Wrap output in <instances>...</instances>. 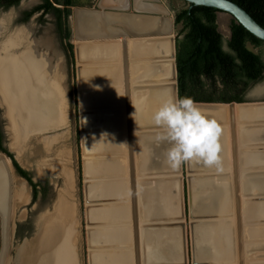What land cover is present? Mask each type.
Masks as SVG:
<instances>
[{
    "label": "bare ground",
    "instance_id": "6f19581e",
    "mask_svg": "<svg viewBox=\"0 0 264 264\" xmlns=\"http://www.w3.org/2000/svg\"><path fill=\"white\" fill-rule=\"evenodd\" d=\"M30 38L31 37L28 34V31L26 32L20 29L18 31H12V33H9L7 36H5L4 40L0 41V103L4 109V117L7 122L6 131L9 140V146L12 150L18 153V157H20L27 149L26 145L28 142H30V146H32V144H35L32 142L34 139L36 140L40 136H45L47 132L54 133L56 130L62 129L54 128L46 131H38V129L33 128V126L29 125L25 121L22 113L18 112L17 110L24 109L30 111L31 100L28 98L29 93L39 94L40 99L45 103V115L53 118L55 116L56 123H60V126H62L63 123L64 126L67 125L69 115L65 90L63 88V84L61 83V66L59 62H56L55 64L52 62L56 57V52L52 47V41L46 36L31 40ZM131 50L132 56L135 57L154 56L158 58L156 62L145 65L140 72L139 66H132L130 71L132 72V76L135 78L133 84L136 87H151L153 85L165 86L164 89H159L157 91L147 90L143 94L139 89H137L136 92L131 93V103L129 111L127 112L132 115V123L135 128L148 129L147 132L150 133L149 131L156 127L153 121L155 112L165 102V100L171 96V86L173 85V60L171 59L170 43H150L143 46L138 44L133 45L132 43ZM9 51H12L14 55L9 56ZM40 51L49 52L50 58L45 59L42 57ZM19 52L20 54H18ZM118 52V47L115 45H110L109 43H106V45H88L86 47H82L78 51V59L80 61L79 63L81 65H89L85 66V68L81 69L80 71V85L87 82V85L89 84V88L98 87L97 89L86 90L96 93L93 94L85 92L86 95L82 96L80 99L81 108L95 109L100 111L105 109L111 110L109 113L111 114L110 116L105 115L108 113H100L98 118H95L96 116H94V114L83 115L82 123L84 130L89 131L91 125L93 124H95L98 130H102L101 132H98L100 135H98L99 137L95 141L87 140L85 142V151L87 152L94 149L98 152H105V149H112L115 153H121L119 146L117 145L120 140L122 129L126 130L125 102L121 92L117 94L116 91H112L110 89L116 86H107L108 83L113 82L116 79L118 74L116 69V64L120 65V56L117 55ZM103 59H105L104 62L109 63H101L103 62ZM91 62H99L102 65L100 67L94 68L92 66L95 65H90L92 64ZM87 85L83 86L88 87ZM105 91H107V93L104 94L103 92ZM16 96L18 98H16ZM16 99H19V101L16 102ZM199 107L206 115L217 121H220L228 116L230 111L228 105H199ZM233 111L237 125L241 122H244L246 125L254 121L261 122V125H255L258 127V129L237 127V150L239 155L238 162L241 171L239 178L241 180H239V188L237 189L240 196L238 220L241 221V227L244 229L245 226L243 227V225L245 223V225L249 227L247 230L249 237L252 238V240L255 239L254 242L258 239H261V242H263V232L261 236H259L260 229H252V227L256 220H260V225L264 226V106L254 107L247 105H235ZM106 130H109L110 133L114 132L113 135L116 137L110 140L112 134L109 135ZM221 137H225L223 131ZM138 138L140 137L138 136ZM150 138L151 137L148 134L147 136L139 139V141L145 146L150 142ZM46 141L47 140H44L42 143L45 144ZM123 143L124 142H122V144ZM260 143H263V146L258 147L260 146ZM223 144L224 143L222 142L221 145L223 146ZM254 146H257L258 149L253 150L255 149L253 148ZM44 151L45 153L47 152V150ZM221 153L220 156L222 161ZM123 158L124 161L122 164L128 168L130 165V159H128L126 154H123ZM225 159L226 158H224V160ZM163 163L164 160L159 159V162L154 164L153 167L155 169H160ZM223 163L224 162H222V164ZM46 164L49 166V163ZM248 165H250V167H248ZM7 167L8 166L6 163L0 159V206L6 200L4 198V185L2 180L6 176ZM88 170H100L103 173L108 174L107 176H112L108 178L106 183L101 184L102 187L99 189H96L95 187V189L92 191L94 196L102 198L104 197L107 199H120L121 197L128 195L125 178H119V174L122 173V169L121 164L119 166L117 160L105 163L102 162L99 164H91L88 166ZM150 178V176H147L144 178V180H141L144 181V186L139 192L137 191L138 201L141 203L143 208L147 209L148 212L146 214L148 216L154 215L153 212H156L157 206L155 203L157 198L155 196V193L157 192V184L156 188L153 189V186H151L153 181L151 182ZM228 179L229 177H227L225 173H219L218 180L216 179L215 183V185H217V183L219 184L217 186H213L208 180H198L197 182L192 181L191 183L193 188L191 193V201L194 212L199 214V218L204 219L205 222H208L206 220L208 217L215 218L216 216V218L221 219L218 221L220 222L218 225L216 223L204 224L203 226L197 227V230L195 229L196 235L199 238V241L196 238V256L197 258L202 260L204 259L205 261L210 259L208 264H239L237 258H234L236 253L234 254L231 250V232H229L228 226H224L221 223L226 219L228 221L230 220V215L228 212L233 214L231 215V220L233 219L237 222V217L234 215L236 205L233 200L229 199V197L232 195V189L229 186L227 181ZM136 180L139 181L138 177ZM13 192V199L11 203L12 211L14 210V201L18 205H22L27 201V193L24 191L23 186H21L19 190H14ZM71 195L72 193L69 190L63 194L61 192V194L58 196V199L56 200V203L54 204L55 206L57 205L54 220H56V222H60V225L66 229V232L63 235V240L66 245H70L72 243L74 229H76L74 204L71 202ZM157 201H162L165 204L167 203L166 200L162 198H158ZM210 201H214L213 203L216 204L214 209L212 204L205 203L203 206H201L204 202ZM104 207L102 209L99 208L93 211L92 220L102 222L99 224L100 227H104L103 224H105L107 225L106 227L109 228H104L101 233H93V243L95 245L103 243L108 245L109 248H112L113 250L118 249L121 252L105 253L101 250L97 251L92 253V263L130 264V258L132 256H129V254L134 252L132 248V232H130V228L127 227L126 223V220L130 215L129 205L123 207L108 204L106 208ZM153 207L155 208L154 211ZM223 207H225L224 213L221 212ZM1 208L2 207H0V210ZM46 211L47 210H45L43 213L45 214ZM21 217H23V215ZM51 223L54 225L55 221H52ZM140 225H143L142 216L140 217L139 224H137V226ZM39 226L41 225H39L38 220L37 230L34 234V237L20 249L32 246L33 241L37 236ZM119 226H124V228L120 229L121 227L119 228ZM225 230L226 239L223 237V232ZM145 233L146 231L144 230L138 234V238L140 239L139 244L141 246V250H139V252H141V257H145L148 262L158 260L160 257H164L165 251L163 248L165 247V244H167V247L164 249H168V240L163 237L164 247L161 245L157 248L152 246L153 242L151 239L153 237V233ZM216 233H218L219 237H216ZM52 235V233L45 231L41 236L42 238L43 236H47V239L49 240L51 239ZM54 237L56 236L54 235ZM221 237H223V240H219L220 242L217 241ZM52 240L55 239L52 238ZM226 240H228V245ZM254 242L252 241V243ZM261 242L259 243L261 245H258L256 248H254L252 244L250 252L254 253V251L258 250L263 251L262 244L264 245V242ZM36 243L38 246L37 241ZM157 243H160V241ZM256 243L258 242L256 241ZM208 250L211 251L210 255ZM64 251L65 250L62 248L56 250L54 253L46 255L44 264H77L75 256L68 255V257H65ZM34 254L35 252H33L31 255ZM261 258H264V256H258L257 259ZM248 260L249 259L246 261ZM250 260L252 261L251 264L261 263V261L257 262L256 259ZM7 262L8 259L7 256H5L3 259V264H7ZM243 264H245V261ZM262 264H264V262Z\"/></svg>",
    "mask_w": 264,
    "mask_h": 264
},
{
    "label": "water",
    "instance_id": "95a60500",
    "mask_svg": "<svg viewBox=\"0 0 264 264\" xmlns=\"http://www.w3.org/2000/svg\"><path fill=\"white\" fill-rule=\"evenodd\" d=\"M183 3L189 6H196V7H206L212 8L218 11V14H225L229 15L232 19L236 21L239 25H241L248 33H250L254 38L264 42V29L259 27L253 19L239 6L236 4L228 1V0H180ZM113 3L114 6L110 5L109 3ZM109 3L105 4L102 0H98L95 10L89 9H82V8H72L75 9L69 19L72 22V38L79 44L75 46L74 49V56L75 60L78 63V51L82 47H86L84 43H91L90 45H95L94 43H109L115 40H122L121 47H120V59L121 60V70L117 69L118 74L116 79L113 82L107 84V86H112L115 84H123V89L114 87L110 88L112 91H116L117 94L121 92L122 97L125 102V128L126 133L120 134V140L118 142L119 149L121 151L115 153L112 149H105V152H98L97 150L85 151V142L87 140L83 139L82 141V149L84 155H92L96 158H91L90 160L81 161L82 162V173L86 180L94 178L98 182L88 183L85 182L84 186V201H85V218H86V225L89 227H99L96 230L87 229L86 231V244L88 248V264L92 263V253L97 251H104L107 252H121L120 250H113L109 248L108 245L105 244H94L93 243V233H101L104 228L100 227L99 224L102 223L100 221L92 220V213L96 209H102L107 207L108 204H112L114 206H123L126 207L129 205L130 208V215L129 218L125 221L130 228V232H132V239H133V252L129 254L132 256L130 264H189L188 260V240H187V226L185 223V202H184V195H183V178H182V167L177 170L173 171L168 168L165 163L161 166L160 169H155L153 167L154 164L159 162V159H165V153L169 147V145L165 143H161L157 145L155 143L154 137L159 131L157 127L152 128L148 133V129L142 128H135L132 123V115L127 112L129 111L130 103H131V93L136 92L137 89L143 94L147 90L149 91H157L159 89H164L165 86L161 85H153L151 87L141 86L136 87L133 84L134 76H132V72L130 71L133 65L135 67L139 66V72L142 71V68L149 63L156 62L158 60L157 57L151 56H139L135 57L132 56L131 44L133 45L138 44V41H152L150 43L159 44L161 42H168L170 43V50H171V59L172 61V82L173 85L171 86V96L176 97L178 96V89H177V71H176V52H175V37H174V19L173 16L170 14V10L164 5L161 0H109ZM105 4V6H103ZM108 6V7H106ZM217 14V17H218ZM19 30V29H18ZM147 43H144L146 45ZM106 45V44H104ZM113 45V44H110ZM88 46V45H87ZM143 46V45H140ZM117 57V56H116ZM116 59V58H115ZM105 60V59H103ZM80 62V61H79ZM132 62V63H131ZM99 63V62H98ZM131 63V64H130ZM115 69V68H114ZM76 71V79L80 85V71L81 68L75 67ZM138 74V73H137ZM139 79V78H138ZM140 80V79H139ZM87 85V82L86 84ZM88 86V85H87ZM134 86V87H133ZM89 88V87H88ZM105 90V89H104ZM93 93L91 91H78L79 96V107L80 99L82 96L86 95V93ZM96 93V92H95ZM93 93V94H95ZM104 94L107 91L103 92ZM198 105H228L230 108L228 117H229V126L231 130L230 139L232 145L235 142V132H234V111L233 108L236 103H229V104H220V103H197ZM84 110H88L83 108ZM4 112V109H3ZM91 114L89 112H80V128L82 131L89 132L95 130L97 133L101 132L102 130H98L95 124L91 125L89 131L84 130V126L82 123V117L85 114ZM100 113H108L105 114L106 116H110V111H100L96 110V113H93L95 118H98ZM3 114V113H2ZM1 114V117L4 116ZM92 114V115H93ZM0 117V122L2 121ZM3 131L5 134L6 141L9 143L6 131V119H3ZM133 130L142 131V134L139 135L134 132ZM109 135L112 134L110 137L112 140L116 136L113 133H110L109 130H106ZM123 131V129H122ZM150 135V142L147 145H142L139 141L144 136ZM100 135V134H99ZM129 137V149L127 150L128 159H130V165L128 166V174L126 166L122 164L124 158L121 156L125 154V142L124 138L126 139ZM138 136L140 138H138ZM99 137V136H98ZM95 139H89V141H95ZM122 142H124L122 144ZM133 146V151L132 150ZM233 148V147H232ZM92 149V147H91ZM105 156H109L108 159L103 160L99 157L103 158ZM117 157H120L117 158ZM0 159L6 163L7 170L6 176L3 178V185H4V198L6 199L4 203L0 207V264H3V259L7 256L8 262L10 264L13 260V253L15 250L16 239H15V231H16V220L23 221L26 217L20 218L22 211L18 214V211L15 209L12 211L11 203L14 191L13 181L15 180L14 176H11V166L9 159L4 155H0ZM113 160L118 161V165L121 164L122 173L119 174V178H125L128 195L125 197H121L120 199H107L102 197L94 196L92 191L95 189H99L101 184L107 182L109 177L108 174L103 173L100 170H88V166L91 164H99L110 162ZM232 170L234 171V177H236V170H237V153L236 150L232 155V162H231ZM186 171L191 173L193 172L191 169V165L189 163L185 164ZM90 172V173H89ZM128 175V176H127ZM150 176L151 182L153 181V189L156 188L157 184V192L155 193L157 204L156 212H153L154 215L148 216L146 213L148 212L147 209L143 208L141 203L138 201L137 191L139 192L141 188L144 186L145 177ZM139 179L137 181L136 179ZM191 177H186L187 183V200H188V217L193 219V206L191 201ZM157 181V183H156ZM175 182V184H174ZM237 184V182H236ZM238 188V186H237ZM234 188V195H235V212L237 217V227L238 229L241 227L240 220H238L239 216V193L238 189ZM169 195V196H168ZM93 197V198H92ZM168 197V198H167ZM53 198V197H52ZM162 198L166 200V204L162 201L158 202L157 199ZM52 201V200H51ZM118 201V202H115ZM92 203L99 204L98 208L96 206H92ZM161 203V204H158ZM155 208L153 207V211ZM141 212V213H140ZM41 216V215H40ZM38 216V220L40 218ZM142 216V224H139L140 217ZM37 220V223H38ZM37 223L35 232L37 230ZM105 225V224H103ZM107 226V225H106ZM107 228V227H106ZM146 231L145 234L152 232V246L158 248L161 246V242L163 237L168 240V249H166L164 257H160L158 260H154L148 262L145 257H141V246L139 244L140 239L138 238L139 232ZM34 232V234H35ZM34 234L30 237L33 238ZM26 239V238H25ZM27 241V240H25ZM30 241V240H29ZM160 241V243H157ZM28 242V241H27ZM23 243V242H22ZM167 247V244H165ZM192 253L193 256L195 255V246L192 244ZM166 256V257H165ZM192 257V255H191ZM195 257V256H194ZM163 258V259H162ZM192 264H196L195 258L192 260ZM239 264H243L242 259H239Z\"/></svg>",
    "mask_w": 264,
    "mask_h": 264
},
{
    "label": "rangeland",
    "instance_id": "374dc122",
    "mask_svg": "<svg viewBox=\"0 0 264 264\" xmlns=\"http://www.w3.org/2000/svg\"><path fill=\"white\" fill-rule=\"evenodd\" d=\"M97 1L98 0H79L80 5L83 7H77V8L95 10V9H97L96 8V5L98 3ZM161 1L163 3L165 2L166 4H168L167 5L168 7L175 8V10L173 12H176L177 10L184 7V3L180 0H161ZM35 4H37L36 0H23L21 2V6L19 8H17L18 10L17 9L10 10L9 13H7V14H9V20H10V18L17 16L19 14V12L22 11L23 9H30ZM110 5L114 6V4L112 2L109 3V6ZM103 6H105V4H103ZM106 7H108V6H106ZM74 10L75 9H71V13ZM173 12L171 13L172 16H174ZM4 15H6V14H4ZM231 19L232 18L229 15L218 14V18H217V26L218 27L217 28H218V31L220 32V34L222 35L224 40H227L230 37L229 27H230ZM68 24H69L70 29H71L72 28V22L70 19H68ZM177 27L175 26V34H176V31L179 30L178 29L179 27L178 28ZM16 29H19V30L22 29L26 32L28 31V34L31 37L30 40L31 39H38V38H41L43 36H46L47 38L50 37L49 39L50 40L53 39V41H54L55 32H54V28H53L51 21L46 22V24H42V27L40 28V27H38V24H36V22H34V20L32 19L28 23L14 28L15 31H18ZM0 37H2V33L0 34ZM121 41L122 40L117 39L115 41L109 42V44H113L116 47H118L119 52L117 53V55H119V56H120V52H121V50H120ZM149 42H152V41H138V45H144V43L148 44ZM71 44L73 46V54H74L75 46L79 43H77L74 38H71ZM90 44L91 43H84L85 46L90 45ZM94 44L104 45L106 43H94ZM53 45H54V43H53ZM53 45H52V47H53ZM55 45H56V47H54V51L56 52L55 53L56 57H55V59H53L52 62L54 64L56 62H59L60 66H61V72H62L61 83L63 84V88L65 90V95H66V99H67V109H68V114H69L68 115V123L66 126H64V123H63V125L60 127L62 129H58L54 133L47 132L45 134V136H40L36 140L34 139L32 141L36 144V147L34 146V148H33V145H35V144L31 143L32 146H30V142H28L26 145L27 149L22 153V155L20 157H18V153L16 151H14L10 148L8 142H7V148L11 152V154L16 158V160L20 164V166H22L24 169H27V170H33L36 173V177H38V179L42 180V179H44L45 176L48 175L50 177L55 178L56 179L55 182L58 180L57 178H59L60 179L59 181H61V184L58 185V187H57V183H54L53 178H52L51 182H52L53 187H54V194H53L54 196H53V198H52V196L50 197L49 204H47L48 202H46V201H45V203H42L41 205L38 202H36L34 204V206L32 207L31 210H34L33 211V218H34L35 228H36L38 216H40V215L41 216L39 218V225L45 224L44 223L45 220H48L49 223H51V221H53V219L55 218L56 209H57L56 208L57 205L55 206L54 204L56 203L58 196L61 194L60 192H64L66 190L71 191V193H72L71 202H72V204H74V218L76 221L75 222L76 229H74L73 241L70 245H66L64 240L63 239L61 240V238H59V239H57V245L59 246V249L63 248L65 250L64 251L65 257H68V255H70V256L74 255L76 258L77 264H88V248H87V244H86V242H87L86 241V231H87V229H89V230L95 229L96 230L99 227L93 226L91 228V227L86 225L85 208H84L85 207V201H84L85 195H84V186L83 185L85 184V182H88V183L93 182V184H94L95 182H98L96 179H99V178L93 177L92 178L93 180L92 179L86 180L84 178V175L82 173V162L81 161L89 160V159H91L90 157H93V156L92 155H90V156L84 155V152L82 149V141H83V139H85V140L95 139L96 137H98L99 134L95 130L89 131V132L82 131L80 128L79 114H80V112L81 113L82 112H89V113L93 114V113H96V110L95 109L84 110V109H80V107H79L78 91L79 90L83 91V89L87 90V88L83 86L86 83L79 85V82H77L75 67H79L81 69H84L85 66H89V65H84V64L81 65L79 63V61L77 63L74 55H73L72 59L69 56V58L71 59V60H69L68 53L65 50L64 43H62L63 46H61L60 44H58V41L56 40ZM247 48L251 52H253L254 54L260 55L262 60L264 61V47L256 48L250 44H247ZM40 54L44 58H47V59L50 58L49 52H47V51H40ZM104 61L105 60H103V62H101V63H109V62H104ZM91 63L92 64H90V65H95V66H92L94 68L100 67L102 65L101 63H98V62H91ZM119 66H121V60H120V65L116 64V69H119V71H120L121 67H119ZM112 86H116L117 88H120L121 90L123 89L122 82H121V84H115ZM244 100L246 103H242V104H238V105H247V106H254V107L264 106V74H263L262 80H260L257 83H254L250 86L249 92L246 93V95L244 96ZM202 106H207V105H202ZM102 111H111V110L105 109ZM1 114L4 115V112H3L2 105L0 103V117H1ZM1 119H2L1 123H4L3 119H5V117L2 116ZM218 123L222 127L223 134H225L224 138L221 137V140L224 143L223 146L221 145L222 142L219 141L221 148H222V150H221L222 151V153H221L222 160L224 158H228L227 160H231V161H228L230 164L232 162L233 150H234V152L236 150V153H237L236 177H234V171L232 170V167H233L232 165L231 166H229V165L224 166L223 165L224 168H222V169H227L223 173H225V175H227L229 177V179L227 181L229 183L230 188L232 189L231 197L233 199L231 197H229V199L233 200V202L235 203L234 188H237V186L239 188V180H241V179H239L241 171H240V166H239V162H238V156L239 155H238V150H237V127L246 128V129H258L257 126L261 125V122H258V121L255 122L254 121V122L249 123L247 125L244 122H241L237 125L236 118L234 117L235 142L233 145H232L231 139H230L231 130H230V126H229V117L226 116L222 120L218 121ZM28 124L30 125L31 123H28ZM255 125H257V126H255ZM4 126H6V125H4ZM63 126H64V129H63ZM2 127H3V124H2ZM122 132H123V134L126 133L125 130H123ZM134 132L136 133V135L142 134V131L139 132L137 130H135V131L133 130V133ZM106 135H107V133H106ZM226 136H227V139H226ZM44 140H47L45 142V144L42 143ZM124 142H125V154L127 155V150H130L129 149V137H127V135H126V139L124 138ZM259 145L260 146H258V147H261V146H263V143H260ZM258 147L254 146L253 148H255V149H253V150H257ZM32 149H33V151H32ZM44 150H47V152L45 153ZM131 151H133V146H132ZM121 156L123 157V154ZM93 158H96V157H93ZM99 158L106 160L109 158V156H105L103 158L99 157ZM117 158L120 159V157H117ZM223 162H225V161H223ZM46 163H49V166H47ZM204 168H205L204 166L195 167L193 173L190 174V176L192 178H196L198 176V172H200V173L205 172ZM68 169H70V171H68ZM126 169H127V174H128L129 168H126ZM46 170H47V172H46ZM71 175H72V180H70ZM67 178H69V179H67ZM236 182H237V184H236ZM14 184H15L14 185L15 191L19 190L21 186H24L18 180H16L14 182ZM26 189L27 188L25 187L24 188L25 192H26ZM52 193H53V190H52ZM52 193H51V195H52ZM239 201H240V196H239ZM29 202H30V200H28L27 204ZM184 202H185V206H184L185 207V223L187 226V240H188L187 250H188L189 264H192L193 258H195L196 264H208L210 259H208V261H205L204 259L203 260L199 259L196 256V238L199 241V238L196 235V230H197L196 228L199 226H203L204 224H215L216 223L218 225L220 223L218 221H220L221 219L216 218V216H215V218L214 217H208V219H206L208 222H205L204 219L199 218L200 215L195 213L194 210H193L194 218L191 219L188 217L187 195L184 196ZM19 205L16 204V202L14 201V204H13L14 208L13 209H15V211H18V214L20 213V211H22V213H24L25 210L23 208H20ZM50 206H51V208H50ZM54 206H55V211H54ZM92 206H96L98 208L99 204L92 203ZM48 208H50V209H48ZM45 210H47V211L44 214L43 212ZM234 213H235L234 215L236 216V212H234ZM228 214L230 215V217H229L230 222L226 219L224 222H221V223L224 226H228V230H229V232H231V234H230L231 235V246H232L231 250L233 251L234 254L236 253L234 258L235 259L237 258L238 261L241 258L242 262H244V261L246 262V260L249 259L247 261V264H251V262H252L250 260V259H252V257H250L251 256V252H250L251 246L253 244L254 248L258 247V245L260 243V242H258V240H260V239L256 240L258 243H256V241L254 242L255 239L252 240V238H250L248 235L247 230L249 227H247L244 223V225H243V227L245 226L244 229L242 227H240L238 229L237 224H236V220H233V219L231 220V215H233V214L229 213V212H228ZM20 218H22L21 215H20ZM211 220H214V221H211ZM259 222H260V220H256V222L253 224L252 229H258V230L260 229L259 230L260 231L259 236H261L262 232L264 234V227H261ZM240 225H241V221H240ZM48 229H52V228H48ZM63 229L65 232V230H66L65 227ZM23 232H24V234H23ZM34 232H35V229L33 231L32 230L29 231V233H31V234H30V236L26 237L25 234H27V231H26L25 227L21 225V234H19L17 236V238H15L16 239V245H15V250L13 253V260L10 264H27V261L22 259V258H18V260H17L16 255H17V252L20 250V248L22 246L26 245V243H28L27 241H29V240L31 241L30 237L34 234ZM39 232H40V226L38 229V233ZM38 233H37V236H38ZM37 236L35 237V240L33 241L32 246L31 247L28 246L27 252L29 254H32V252L35 251V253L38 257L44 252L43 251L44 245L41 242L42 247H40V248L36 247ZM25 240H27V241H25ZM59 241H60V243H59ZM252 241L254 243H252ZM192 244L195 246V255H194L195 257L193 256V253H192ZM255 252H257V251H255ZM208 253L210 255L211 251L208 250ZM258 253L263 254V252H261V251L257 252V254ZM191 255H192V257H191Z\"/></svg>",
    "mask_w": 264,
    "mask_h": 264
},
{
    "label": "trees",
    "instance_id": "16d2710c",
    "mask_svg": "<svg viewBox=\"0 0 264 264\" xmlns=\"http://www.w3.org/2000/svg\"><path fill=\"white\" fill-rule=\"evenodd\" d=\"M21 1L9 0L7 7H16ZM41 1L42 5L32 13L41 10L55 13L63 40H69L68 19L72 8L83 7L79 0ZM228 1L243 9L264 29V0ZM184 5L174 15V25L179 27L175 36L178 97H191L196 103H246L245 91L262 80L264 74V61L251 52L247 44L258 48L264 47V42L254 38L234 19L230 22V37L224 40L217 28V10ZM65 46L72 59L73 46ZM217 84L223 88L220 93H217ZM235 87L237 91L232 90Z\"/></svg>",
    "mask_w": 264,
    "mask_h": 264
},
{
    "label": "flooded vegetation",
    "instance_id": "af4514ba",
    "mask_svg": "<svg viewBox=\"0 0 264 264\" xmlns=\"http://www.w3.org/2000/svg\"><path fill=\"white\" fill-rule=\"evenodd\" d=\"M36 1H37V4H35L32 8L23 9L20 12L18 11L19 14L17 16L10 18V20H9V14H7V13H9L10 10H15V9L19 8L21 6V2L16 7L13 6V7L9 8V6L7 7V5L9 4V0H0V32L2 33V37H0V41L4 40L5 36H7L9 33H12V31H15L14 30L15 27H19L20 25L26 24L30 20L33 19L34 22H36V24H38V27H40V28L42 27V24H46V22L51 21L53 28H54V32H55V34H54L55 36L53 35L54 41L56 42V40H57L58 44H60L61 46H63L62 43H64V46H65V44L66 45L71 44L72 31L70 29L69 24H68V28L70 30L71 36H70L69 40L65 41L62 38V34L60 31L59 19H57L55 13H52V12L45 13L42 10L32 13V11L35 8L42 5L41 0H36ZM4 14H6V15H4ZM16 30H18V29H16ZM229 34H230V32H229ZM51 41H52V45L54 43V45H53V50H54V47H56V45H55V42L53 41V39ZM224 49H226V46H224ZM18 54H20V52ZM10 55H14V53L12 51H9V56ZM68 58H69V55H68ZM45 59H47V58H45ZM69 60H71V59L69 58ZM217 86H218L217 93H220V90L223 88L219 84H217ZM237 88L238 87H235L232 90L237 91ZM240 91H241V87H239L238 92H240ZM248 92H249V89L247 91H245L243 98L246 95V93H248ZM16 98H18V97L16 96ZM28 98H30V100H31L30 111H27L24 109H18L17 110L18 112L22 113V115H23V117L27 123H31L30 125L33 126V128L38 129V131L39 130L40 131H46V130L61 127L60 123H56L55 116L53 118V117H48L45 115V110H44L45 109L44 108L45 103H44V101H42L40 99V96L38 93H29ZM18 101H19V99H16V102H18ZM6 152L11 154V152L7 148V141L5 138L4 131L2 129V123L0 122V155H4L5 157H7L9 159L10 166H11V176H14V178H15L14 182L16 180H18L20 183H22L27 188L26 189L27 201H26V203L19 205L20 208H23L26 211V217H25V212H24L21 214V216L23 215L22 218L25 217V219L23 221L16 220L15 238H17V236L19 234H21V225L25 227V229L27 231V234H25V236L27 237V236H30V234H31V233H29V231H31V230L33 231L35 229V223H34V218H33V211L34 210H31L32 207L34 206V204L36 202H38L41 205L42 203H45V201H46V202H48L47 204H49L50 197L54 196L53 195L54 194V187H53V184L51 182L53 177H50L47 175L42 180L38 179V177H36V173L33 170L24 169L22 166H20V164L17 162L16 158L12 154H11L12 156L10 157L7 155ZM15 164L17 165V167H15ZM18 168L20 169L21 172L18 170ZM68 171H70V169H68ZM46 172H47V170H46ZM57 179L58 180L55 182L56 179L53 178V182L57 183V187H58V185L61 184V181H59L60 180L59 178H57ZM67 179H69V178H67ZM70 180H72V175H71ZM13 185H15V184L13 183ZM52 190H53V193H52ZM66 192H68V190H66L62 193H66ZM51 193H52V195H51ZM28 200H30V202L27 204ZM54 211H55V206H54ZM53 221L56 222V220H54V219H53ZM44 223L45 224H41V226H40V232L37 236L38 246L36 245V247L40 248V247H42V244H43L44 245V248H43L44 252L40 256L37 257L36 253L34 255L29 254L27 252L28 247H25L23 249H20V251L17 252V255H16L17 260H18V258H22V259L27 261V264H44V261L46 260V255L54 253L56 250L59 249V246L57 245V239L61 238V240H62L63 235L65 234L66 231L64 232V229L60 225V222H56L53 225L52 223H49L48 220H45ZM48 228H52V229L48 230ZM45 231L53 234L51 239L48 240L47 236H43V238H42L41 235ZM23 234H24V232H23ZM54 235L55 236L57 235V236L54 237ZM52 238L55 240L52 241ZM41 242H42V244H41ZM59 243H60V241H59ZM33 252H35V251H33ZM28 254H29V256H28ZM38 260H39V262H38Z\"/></svg>",
    "mask_w": 264,
    "mask_h": 264
},
{
    "label": "clouds",
    "instance_id": "9594fccd",
    "mask_svg": "<svg viewBox=\"0 0 264 264\" xmlns=\"http://www.w3.org/2000/svg\"><path fill=\"white\" fill-rule=\"evenodd\" d=\"M159 129L154 137L157 145H169L164 163L173 171L186 163H198L222 171V127L204 113L191 97L169 96L153 116Z\"/></svg>",
    "mask_w": 264,
    "mask_h": 264
},
{
    "label": "crops",
    "instance_id": "0c3cea01",
    "mask_svg": "<svg viewBox=\"0 0 264 264\" xmlns=\"http://www.w3.org/2000/svg\"><path fill=\"white\" fill-rule=\"evenodd\" d=\"M98 2V1H97ZM102 2L103 3H109V0H102ZM164 5L170 10V13H172L174 10H175V8H172V7H168L167 5L168 4H166L165 2H164ZM171 5V4H170ZM185 6V5H184ZM183 8V7H182ZM181 8V9H182ZM180 10V9H179ZM178 11V10H177ZM176 11V12H177ZM176 12H173L174 13V15H175V13ZM171 15V14H170ZM172 16V15H171ZM218 18V17H217ZM173 19H174V16H173ZM178 28V27H177ZM179 29V28H178ZM177 29V30H178ZM176 34H177V31H176ZM176 34H175V25H174V37L176 36ZM87 89H97L98 87H96V88H88V87H86ZM121 111H123V110H121ZM219 141L221 142V139H219ZM33 146H36V144L35 145H33ZM32 151H33V149H32ZM228 158H226L225 160L223 159L222 160V162L223 161H225L223 164H222V168H223V165L224 166H226V165H229V166H231V163L229 164V162L228 161H231V160H227ZM190 165H191V169H192V171H194V168L195 167H202L203 165L202 164H198V163H195V162H193V163H189ZM205 167V166H204ZM248 167H250V165H248ZM225 170H227V169H223V171L221 172H217L216 171V169L213 167V168H208V167H205L204 168V171L205 172H203V173H200V172H198V176L196 177V178H192L191 176H190V174H192L193 172H191V173H189V172H187L186 171V167H185V164L184 165H182V178H183V195L184 196H186L187 195V183H186V177L187 176H189V177H191V183H192V181H195V182H197L198 180L199 181H201V180H208L209 182H211L212 183V185L213 186H217V185H219L218 183H217V185H215V183H216V179L218 180V175H219V173H221V174H223V172H225ZM227 176V175H226ZM228 177V176H227ZM151 179V178H150ZM191 185V184H190ZM192 186H191V193H192ZM214 201H210V202H204L201 206H203L205 203H207V204H212V207H213V209L215 208V205L216 204H214L213 203ZM224 203V202H223ZM220 205V204H219ZM206 206V205H205ZM225 207H223V209H222V213H224V211H225V209H224ZM201 212H203V211H201ZM128 225V224H127ZM113 226V225H112ZM121 227V228H120ZM128 227V226H127ZM261 227H264V226H261ZM102 228H106V225H104V227H102ZM107 228H109V227H107ZM119 228L120 229H122V228H124V226L122 227V226H119ZM227 230V229H226ZM226 230L223 232V237H224V239H226ZM216 235V237H219L218 236V233H216L215 234ZM223 237H221V238H219L217 241H221V240H223ZM163 241L164 240H162V242H161V245L164 247V244H163ZM219 241V242H220ZM258 242H261V239L260 240H258ZM264 242V241H263ZM263 242H261V243H263ZM226 243H227V245H228V240H226ZM103 244V243H102ZM259 245H261V244H259ZM262 246H263V251H261V250H258L257 252H259V251H261V252H263V254H257V252H255L254 251V253H251V256H252V259H256L257 260V262L258 261H261V263L260 264H262L263 262H264V258H261V259H257L258 258V256H264V245L262 244ZM165 248V247H164ZM163 248V250L164 251H166L165 249ZM260 249V248H259ZM254 256V257H253ZM247 263V261L245 262V264Z\"/></svg>",
    "mask_w": 264,
    "mask_h": 264
}]
</instances>
